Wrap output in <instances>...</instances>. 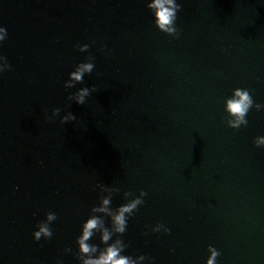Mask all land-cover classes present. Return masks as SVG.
Here are the masks:
<instances>
[{"label": "water", "instance_id": "1", "mask_svg": "<svg viewBox=\"0 0 264 264\" xmlns=\"http://www.w3.org/2000/svg\"><path fill=\"white\" fill-rule=\"evenodd\" d=\"M178 2L172 39L145 0H0L12 66L0 76V264H78L63 249L76 251L98 184L121 189L113 207L124 191L148 193L128 255L206 264L213 246L217 264H264V149L253 143L264 112L234 131L223 111L236 88L264 103V0ZM89 55L94 72L66 90ZM86 86L97 92L85 105L67 100ZM54 108L77 120L62 125ZM49 211L53 238L35 243ZM157 223L170 235H143Z\"/></svg>", "mask_w": 264, "mask_h": 264}, {"label": "clouds", "instance_id": "2", "mask_svg": "<svg viewBox=\"0 0 264 264\" xmlns=\"http://www.w3.org/2000/svg\"><path fill=\"white\" fill-rule=\"evenodd\" d=\"M146 7L153 18L154 27L162 34L172 39L180 38V30L177 27L178 14L182 10V5L178 0H145ZM8 39L6 27L0 26V49L3 48ZM75 50L80 53L89 51V45H77ZM101 51H104L101 48ZM221 51H226L222 49ZM95 57L87 56L85 62L77 64L73 71L68 75L63 87L66 90L74 89L77 85L84 83V77L90 76L95 70ZM12 66L7 57L0 51V76L11 71ZM97 92L96 86L82 87L74 93L68 95L67 100L78 106H83L87 98ZM264 112V103H256L253 99L250 89L236 88L230 97L224 100L223 111L225 114V125L237 131L242 127L248 126V114L250 111ZM52 118L60 117L62 125L73 123L77 117L71 112L61 116V109L54 108L51 113ZM255 147L264 149V136H258L253 141ZM100 191L99 201L89 212L88 218L82 223L80 235L77 237L76 251L66 247L63 249V255L73 254L78 264H156L154 257L148 255L132 256L126 254L129 244L124 236L128 229L129 220L136 214L139 208L144 206L147 192L141 190L137 195L131 191H124L122 195L123 204L113 207V199L120 195L119 187H109L104 184H98ZM58 220L55 212L49 211L45 219L35 225L32 238L35 243L42 239L47 242L53 238L52 225ZM149 233L170 235L171 229L164 223H157L150 227L143 235ZM99 241L98 243L96 241ZM208 258L206 264H217L221 255L220 251L213 246L207 248ZM56 264H64L63 259L58 257Z\"/></svg>", "mask_w": 264, "mask_h": 264}]
</instances>
